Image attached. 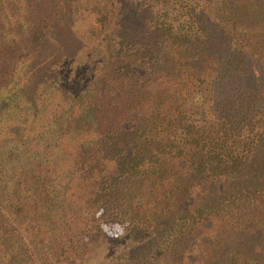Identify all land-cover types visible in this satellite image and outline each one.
<instances>
[{
	"label": "trees",
	"instance_id": "obj_1",
	"mask_svg": "<svg viewBox=\"0 0 264 264\" xmlns=\"http://www.w3.org/2000/svg\"><path fill=\"white\" fill-rule=\"evenodd\" d=\"M0 264H264V0H0Z\"/></svg>",
	"mask_w": 264,
	"mask_h": 264
},
{
	"label": "rangeland",
	"instance_id": "obj_2",
	"mask_svg": "<svg viewBox=\"0 0 264 264\" xmlns=\"http://www.w3.org/2000/svg\"><path fill=\"white\" fill-rule=\"evenodd\" d=\"M62 28V27H61ZM60 26H58L59 29V40H63L66 38L67 35L71 34V32L69 30H67V32L69 33H65L66 30L65 29H61ZM76 28H73V30H75ZM72 35V34H71ZM76 45L75 47H77L79 45V36H76ZM82 58V57H80ZM228 181V180H227ZM226 182V180L224 179H220V180H214L211 181V179H202L199 182V185L197 187V191H195L192 195V197L189 198L190 201L196 200V195H198L200 197V195L204 198H211L213 197V195H215V191H216V187L223 185ZM207 192V194H206ZM103 226V229L106 231L107 234L111 235L112 237L114 236H119V238L115 239L113 242H108L106 244H102L100 246V248L97 249V258H99V256H101L100 262L102 263L104 260V255L106 253L107 256H112L114 253H116L118 250H120L122 247L126 246L127 241L125 234H120V232L123 229V223L121 222H102L101 223ZM103 255V256H102Z\"/></svg>",
	"mask_w": 264,
	"mask_h": 264
}]
</instances>
